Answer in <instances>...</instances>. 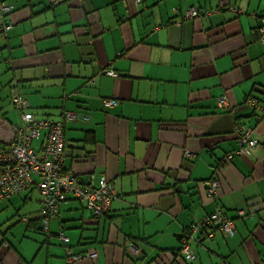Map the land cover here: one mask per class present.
<instances>
[{"label":"crops","instance_id":"obj_1","mask_svg":"<svg viewBox=\"0 0 264 264\" xmlns=\"http://www.w3.org/2000/svg\"><path fill=\"white\" fill-rule=\"evenodd\" d=\"M1 4L11 10L7 42L0 39V143L20 122L8 97L16 78L36 117L86 114L65 121L63 168L94 185L104 175L116 196L99 220L82 202L67 200L48 237L37 189L1 199L0 211L15 212L17 220L0 223V264H66L58 230L74 254L97 252L71 264H169L173 256L160 259L162 250L177 249L181 230L217 209L234 219L235 233L216 231L193 244L190 264H264V115L256 120L243 101L251 90L264 92V45L250 35L264 0ZM188 7L217 11L187 19ZM106 67L118 76L101 74ZM223 94L228 110L217 106ZM238 124L252 126L259 142L249 154L227 158L241 143ZM213 178L220 187L212 198L206 182ZM24 238L29 252L15 243Z\"/></svg>","mask_w":264,"mask_h":264},{"label":"built area","instance_id":"obj_2","mask_svg":"<svg viewBox=\"0 0 264 264\" xmlns=\"http://www.w3.org/2000/svg\"><path fill=\"white\" fill-rule=\"evenodd\" d=\"M1 9L9 11L10 6L1 5ZM205 14L207 15L209 12H205ZM196 15L197 10L194 7L187 9V17H195ZM256 30L259 35V42L264 43V14L260 16V25ZM105 73L109 76H117L116 71L112 69L106 70ZM17 90V88L13 89V103L20 110V124L13 125V135L10 141L0 143V199L8 198L34 186L41 195L40 213L42 214L45 230L49 228V217L57 212L59 204L65 201L67 197L85 202L87 208L96 217L104 214L108 211L110 203L115 197L111 181L101 175L95 185L85 183L77 174L63 168V155L66 144L64 122L77 118L85 119L86 117L75 111H64L62 117L58 120L35 117L34 114L26 111L28 102L18 94ZM106 103L114 104L115 100H106ZM246 103L255 111L264 113V101L248 96ZM218 104L219 106L226 105V96L223 95L218 98ZM242 130H244V133L239 138L241 143L234 154L247 155L256 146L257 140L250 137V129L238 128V131ZM38 138H42V146L39 144V147L33 145V141ZM189 155L190 152L184 150L183 156L187 157ZM231 155L229 154L226 157L230 158ZM206 183L209 196L212 198L217 196L220 187L219 179L213 178ZM243 213L242 210L237 211L238 216L243 215ZM233 220L223 209H217L194 218L190 227L182 231L180 253L186 260L193 258L190 245L197 232L203 231L207 237H212L215 231L223 235H232L235 231ZM59 238L63 243L67 241V237L62 233L59 234ZM126 245L133 255L139 252L133 242L126 240ZM96 256L97 252L95 250L86 252L84 255H73L68 251L67 262L72 263L83 257L92 260ZM170 264L180 263L173 261Z\"/></svg>","mask_w":264,"mask_h":264},{"label":"trees","instance_id":"obj_3","mask_svg":"<svg viewBox=\"0 0 264 264\" xmlns=\"http://www.w3.org/2000/svg\"><path fill=\"white\" fill-rule=\"evenodd\" d=\"M135 1V3H137V4H140L141 3V1L142 0H134ZM57 1H55L54 3H56ZM2 5V4H1ZM9 6V5H8ZM190 8H192V7H190ZM196 10H197V15L195 16V17H187L186 16V11H187V9H189V7L184 11V16H185V18H189V19H194V18H198V17H202V18H208L209 17V14L210 13H212L214 10H207V9H201V8H197V7H194ZM175 9V8H174ZM219 10H221V9H224V8H218ZM229 10H231L232 12H234V13H239V11H238V9L237 8H235V7H229L228 8ZM10 10H11V5H10ZM9 10V11H10ZM174 12L176 11H178V9H176V10H173ZM205 12H209V14H205ZM7 14H8V11H3L1 8H0V39H2V40H4L5 42H7V39H8V29H9V27H10V24H9V22H8V20H7ZM264 14V12H262V13H260V14H258V15H256V16H254V21H255V25L252 27V31H251V36H252V38H253V40H255V41H257L258 43H260L259 42V40H258V32H257V28H258V26L260 25V16H262ZM165 24H161L159 27H161V26H164ZM261 45H264V43H260ZM121 54V52H116V56H119ZM8 61L10 62V58L8 59ZM9 65H12L11 63H9ZM108 69H112V70H114V71H116L114 68H112V67H106V68H104L100 73L101 74H105V75H107L106 73H105V71L106 70H108ZM116 73H117V76H118V71H116ZM107 76H109V75H107ZM111 77H116V76H111ZM91 81H93V79H91ZM14 88H17L18 90V94L22 97V98H24V99H26L27 100V98H25L22 94H21V92H20V86H19V84H18V82H17V79L16 78H12V81H11V83H10V86H9V94H8V97H9V99H10V102L13 104V106H14V103H13V96H14V91H13V89ZM224 95V94H223ZM223 95H221V96H223ZM220 96V97H221ZM225 96V95H224ZM248 96H252V97H255V98H257L258 100H260V101H264V92H262L261 94H260V96L259 95H257L256 93H254L252 90L251 91H249L248 93H246L245 94V96H244V98H243V101H244V103H246V98L248 97ZM1 99V98H0ZM27 102H28V107H27V109H26V111L27 112H30L29 111V107H30V105H29V101L27 100ZM247 104V103H246ZM248 105V104H247ZM217 106H218V108L219 109H225V110H228L229 108H230V105L228 104V101H227V104L226 105H222V106H219V104H218V98H217ZM250 108H251V110H252V115L254 116V118L256 119V120H261L262 119V117H263V115H264V113L262 112V113H259L258 111H255L250 105H248ZM14 108L19 112V118H20V110L18 109V108H16L15 106H14ZM64 111H68V110H64ZM64 111H62V113L64 112ZM30 113H32V112H30ZM33 114V113H32ZM81 114V113H80ZM82 116H85L86 118H87V116H86V114H81ZM36 117V116H35ZM61 117H62V114H61ZM60 117V118H61ZM59 118V119H60ZM85 118V119H86ZM78 119V118H77ZM56 120H58V119H56ZM69 121V120H68ZM67 122V121H66ZM66 122H64V130H65V124H66ZM17 124H20V122L19 123H17ZM239 127H244L245 129H250L251 130V135H250V137L251 138H255L256 140H257V142H256V145L258 144V142H259V139H258V137L255 135V133H254V128L252 127V126H250V125H236L235 126V132L239 135V136H241L243 133H244V130H242V131H238V128ZM36 140H39V144L41 145V143H42V138H38V139H36ZM40 145H36V146H40ZM42 146V145H41ZM65 146H66V144H65ZM240 146V145H239ZM238 146V147H239ZM237 147V148H238ZM236 148V149H237ZM64 151H65V147H64ZM230 154H234V152L233 153H230ZM191 156V152H190V155L189 156H187V157H190ZM184 157V156H183ZM226 157V156H225ZM184 158H186V157H184ZM63 161H64V155H63ZM64 170H66V169H64ZM66 171H71V170H66ZM100 177V176H99ZM82 180V179H81ZM98 181V180H97ZM111 183H112V186H114L113 185V181H111ZM31 187H34V186H31ZM30 187V188H31ZM35 188V187H34ZM29 189V188H28ZM27 189V190H28ZM36 189V188H35ZM27 190H25V191H27ZM25 191H22V192H25ZM22 192H20V193H22ZM39 192V191H38ZM18 194V193H17ZM39 194H40V192H39ZM14 195H16V194H14ZM11 196H13V195H11ZM11 196H9L8 198H10ZM41 196V195H40ZM216 197V196H215ZM8 198H2V199H8ZM69 199H73V198H71V197H67L66 198V200L65 201H63V202H61L60 204H59V206H58V209H57V212L53 215V216H50L49 217V224H50V220L52 219V218H54V217H56L57 216V214H58V212H59V207L61 206V204H63L64 202H66L67 200H69ZM1 200V199H0ZM73 200H78L79 202H82L84 205H85V207L87 208V206H86V204H85V202H83V201H81V200H79V199H73ZM40 201H41V198H40ZM111 204V203H110ZM40 209H41V204H40ZM40 209H39V212H40ZM90 210V209H89ZM109 210H110V207H109V209H108V211H106L103 215L105 216V215H107L108 214V212H109ZM91 211V210H90ZM102 215V216H103ZM92 218H94L95 220H99L101 217H96L95 215H93V213H92ZM242 216V215H241ZM40 221H41V229H42V232L45 234L44 236H46V237H48L50 234H51V231H50V228H48V230H45L44 229V227H43V220H42V214L40 213ZM193 222V220L190 222V224ZM190 224L189 225H187V226H185L182 230H181V232H180V234H179V236H178V241H179V246H178V248L177 249H163L162 250V252L159 254V258L160 259H162L163 257L165 258V257H167L168 255H170V256H173V258H172V261L171 262H173V261H176V262H179L180 264H190V262L195 258V247H193V244H195V245H197V244H199L200 242H202L203 240H205V239H210L211 237H207V236H205V234H204V232L203 231H200V232H197L196 234H195V237H194V240L191 242V249H192V251H193V258L191 259V260H186L185 258H184V256L180 253V241H181V236H182V231L185 229H188L189 227H190ZM211 228H214L213 226H210ZM235 229H236V227H235ZM214 230H216V229H214ZM216 232V231H215ZM60 233H62L65 237H67L65 234H64V231L63 230H58L56 233H55V236L57 237V239L66 247V264H71V263H68L67 262V252L68 251H70L71 252V254H73V255H84L86 252H83V253H76V254H74L73 252H72V250H71V248H70V246H68V237H67V241L65 242V243H63L61 240H60V238H59V234ZM234 233H235V231H234ZM234 233L232 234V235H234ZM214 235V234H213ZM232 235H225V236H232ZM127 241H131V242H133L135 245H136V243L133 241V238H128L127 239ZM81 259H85V257H83V258H81ZM81 259H79V260H81ZM178 259H180V260H178ZM76 261H78V260H76ZM75 262V261H74ZM74 262H72V263H74ZM170 262V263H171ZM169 263V264H170Z\"/></svg>","mask_w":264,"mask_h":264},{"label":"rangeland","instance_id":"obj_4","mask_svg":"<svg viewBox=\"0 0 264 264\" xmlns=\"http://www.w3.org/2000/svg\"><path fill=\"white\" fill-rule=\"evenodd\" d=\"M114 99H110V101H113ZM115 104V103H114ZM13 105V104H12ZM110 181V180H109ZM116 196V195H115ZM76 203H79L78 202V200H76L75 201ZM103 215V214H102ZM101 215V216H102ZM16 216V214H15V212L14 213H10V212H8V211H5V210H2L1 209V211H0V223H4V222H6V220H17V218H15V219H13V217H15ZM101 216H99V217H101ZM234 221V220H233ZM234 224H235V221H234ZM18 225H20V224H18ZM18 228V226L17 227H15L14 228V230H16ZM220 233V232H219ZM21 234V232L19 233V235ZM221 235L222 236H225V235H223L222 233H221ZM32 240V239H31ZM15 243H16V245L17 246H19L20 248H23L26 252H29L30 250H31V248H30V246H29V244H30V242H29V244H28V241L26 240V238H24V239H22V243L21 244H19V242L18 241H15ZM136 246V245H135ZM132 252V251H131ZM134 253V252H133Z\"/></svg>","mask_w":264,"mask_h":264},{"label":"bare ground","instance_id":"obj_5","mask_svg":"<svg viewBox=\"0 0 264 264\" xmlns=\"http://www.w3.org/2000/svg\"><path fill=\"white\" fill-rule=\"evenodd\" d=\"M10 141V140H9ZM8 142V141H7Z\"/></svg>","mask_w":264,"mask_h":264}]
</instances>
